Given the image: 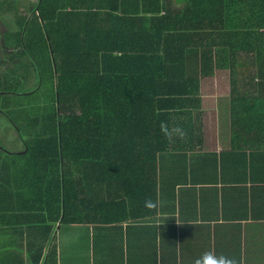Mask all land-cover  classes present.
<instances>
[{
  "label": "crops",
  "instance_id": "obj_1",
  "mask_svg": "<svg viewBox=\"0 0 264 264\" xmlns=\"http://www.w3.org/2000/svg\"><path fill=\"white\" fill-rule=\"evenodd\" d=\"M24 1L0 0L8 9L0 14L1 92L17 83V71V89L37 84L35 63L13 42L16 22L37 2ZM160 2L162 13L181 25L183 43L187 36L184 55L196 56L198 65L200 56L212 57L197 78L199 128L145 172L165 190L175 186L174 199L161 196L144 218L135 201L136 217L125 219L128 208L106 196L102 222L50 220L35 198L38 209L29 208V177L17 171L28 164L7 156L26 150L24 140L37 132L22 114L15 116L19 131L0 110V136L10 138L0 139V264H194L207 250L238 264H264V0ZM185 65L190 70L189 57Z\"/></svg>",
  "mask_w": 264,
  "mask_h": 264
},
{
  "label": "trees",
  "instance_id": "obj_2",
  "mask_svg": "<svg viewBox=\"0 0 264 264\" xmlns=\"http://www.w3.org/2000/svg\"><path fill=\"white\" fill-rule=\"evenodd\" d=\"M160 1L37 0L16 22L14 46L30 55L38 80L21 91L14 72L17 83L0 90V110L21 132L15 116H26L37 133L7 156L28 164L17 171L29 177V208L38 209L35 198L52 221L102 222L106 196L128 208L125 219L136 217L135 201L144 218L154 211L147 198L174 199L175 186L165 190L145 172L181 146V138H165L161 121L182 127L184 138L199 128L197 78L212 57L198 65L184 55L187 36L183 43Z\"/></svg>",
  "mask_w": 264,
  "mask_h": 264
},
{
  "label": "clouds",
  "instance_id": "obj_3",
  "mask_svg": "<svg viewBox=\"0 0 264 264\" xmlns=\"http://www.w3.org/2000/svg\"><path fill=\"white\" fill-rule=\"evenodd\" d=\"M160 127L161 132L170 142H172L174 138L182 139L186 135L182 127L173 126L170 128L166 121H161ZM144 206L149 210H156L159 206V202L153 201L151 198H147L144 201ZM194 264H238V262L234 257L217 254L214 250H207L201 253V255L194 260Z\"/></svg>",
  "mask_w": 264,
  "mask_h": 264
},
{
  "label": "rangeland",
  "instance_id": "obj_4",
  "mask_svg": "<svg viewBox=\"0 0 264 264\" xmlns=\"http://www.w3.org/2000/svg\"><path fill=\"white\" fill-rule=\"evenodd\" d=\"M15 1H17V2H21L22 0H15ZM23 2H25V1L23 0ZM4 11H8V9H6V8H0V14H1L2 12H4ZM0 17L2 18L1 15H0ZM13 19H14V18H13ZM5 25L7 26L6 29H8L11 33H13L12 30L15 28L14 23H11L10 21H8V22H6ZM2 28H3L2 25H0V30H1ZM0 33H1V32H0ZM33 81H34V80H32V79L30 78V80H29L30 86L33 85ZM0 137H1L0 139H1V142H2V143H9V141H10L9 135H8V137H6L5 135L0 136Z\"/></svg>",
  "mask_w": 264,
  "mask_h": 264
}]
</instances>
